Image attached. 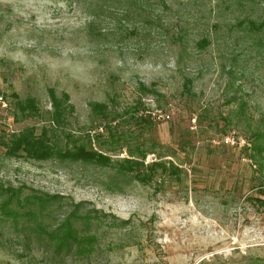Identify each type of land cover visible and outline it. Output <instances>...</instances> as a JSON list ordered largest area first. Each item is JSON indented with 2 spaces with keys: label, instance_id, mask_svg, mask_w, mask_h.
I'll return each mask as SVG.
<instances>
[{
  "label": "rangeland",
  "instance_id": "rangeland-1",
  "mask_svg": "<svg viewBox=\"0 0 264 264\" xmlns=\"http://www.w3.org/2000/svg\"><path fill=\"white\" fill-rule=\"evenodd\" d=\"M246 18L264 21V0H0V142L48 126L52 90L73 106L54 130L57 147L83 137L110 157H9L0 143V185L63 194L123 226L99 231L90 261L64 264L264 262V151L254 149L264 134V30ZM27 98L38 115L17 111ZM95 102L115 111L116 141L86 139L104 122ZM134 110L154 121L136 124ZM231 132L239 144H222ZM140 150L145 164L165 166L145 182L118 168ZM12 235L0 221V264H47L17 258Z\"/></svg>",
  "mask_w": 264,
  "mask_h": 264
},
{
  "label": "trees",
  "instance_id": "trees-1",
  "mask_svg": "<svg viewBox=\"0 0 264 264\" xmlns=\"http://www.w3.org/2000/svg\"><path fill=\"white\" fill-rule=\"evenodd\" d=\"M248 29L252 31H263L264 21H257L251 18L243 20ZM207 39L199 42L200 47L207 46ZM185 91L190 93V80H185ZM52 111L50 112V124L41 126L39 131L34 126H27L17 133L10 134L0 143L5 147V155L9 157L17 156L23 152L27 157L44 160L56 157L60 160L82 161L86 163H96L107 165L110 157L93 149L87 148L81 140L83 137L71 139L72 148H58L54 142V133L61 124L65 122L64 117L67 112L73 110L67 95L58 97L52 90L49 91ZM17 111L23 116L38 115L39 108L33 98L17 100ZM91 109L104 119L98 124L91 134L88 132L86 139L93 144L100 138L116 141L122 132L113 126L117 115L115 111L109 110L105 103H92ZM146 116L138 115L134 110L130 118L140 126H149L154 120H147ZM145 117V118H144ZM138 119V120H136ZM130 121V120H129ZM102 128V131H99ZM70 134H67L68 138ZM254 149L257 152L264 151V134L257 137ZM79 141V143H76ZM102 140L100 143H104ZM262 142V143H261ZM139 156L132 155L124 158L119 164V171L134 173L138 181H148L154 173L161 168L165 169L163 163L152 161L145 164L146 153L143 150L137 152ZM177 169V167H175ZM2 186L0 185V221H6L11 225L13 235L8 238V242L18 243L19 259L28 258L31 263H36L38 257L47 264H64L69 259L78 261H90L91 258L100 251V230L105 226L123 227L115 224L114 221L106 220L107 216L95 208H87L84 203H74L72 199L63 194H49L32 188ZM259 200H263L259 198ZM111 219H116L122 224L126 220H119L110 215ZM37 253V254H36ZM264 264V262H255ZM253 264V263H252Z\"/></svg>",
  "mask_w": 264,
  "mask_h": 264
},
{
  "label": "built area",
  "instance_id": "built-area-1",
  "mask_svg": "<svg viewBox=\"0 0 264 264\" xmlns=\"http://www.w3.org/2000/svg\"><path fill=\"white\" fill-rule=\"evenodd\" d=\"M0 105L1 106H4L5 105V102L3 101L2 99V96H0ZM158 118H162V119H170V115L166 112H162L161 110H158V115H157ZM99 131H102V128H99ZM220 142H222V144L224 145H229V146H233V145H236V144H239L238 143V137L236 136L235 132H231V133H228L226 135H223L220 139ZM156 160V158H151L150 161H154ZM148 162L147 159H145V162ZM146 162V163H147Z\"/></svg>",
  "mask_w": 264,
  "mask_h": 264
}]
</instances>
